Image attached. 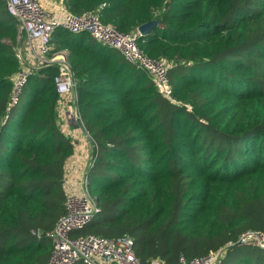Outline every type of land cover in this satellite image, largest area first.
Here are the masks:
<instances>
[{
	"label": "trees",
	"instance_id": "trees-1",
	"mask_svg": "<svg viewBox=\"0 0 264 264\" xmlns=\"http://www.w3.org/2000/svg\"><path fill=\"white\" fill-rule=\"evenodd\" d=\"M63 2L124 34L157 20L136 44L166 59L174 100L88 34L52 32L50 53L67 54L94 146L87 188L97 215L74 236H127L143 263L222 250L214 264H263L251 256L260 247L236 242L264 234V0ZM17 37L0 0V264H47L73 145L55 121V66L34 70L10 107Z\"/></svg>",
	"mask_w": 264,
	"mask_h": 264
},
{
	"label": "built area",
	"instance_id": "built-area-1",
	"mask_svg": "<svg viewBox=\"0 0 264 264\" xmlns=\"http://www.w3.org/2000/svg\"><path fill=\"white\" fill-rule=\"evenodd\" d=\"M4 2L6 13L13 19L18 33L17 50H21V38H24L25 53L23 56L15 53L16 59L20 62V69L13 79L10 107L18 103L28 76L39 67L52 65L57 68L53 81L59 95L58 105L64 95H69L71 107L68 108V112H72L70 117L81 123L76 106L77 80L67 60V54L65 51L50 53L51 34L57 28L73 34L86 33L94 41L118 51L128 63L147 75L161 97L174 102L167 78L166 59L151 60L145 57L136 44V36L139 35L137 30L124 34L111 24H103L95 14L86 12L74 15L66 9L63 0H59L54 6L47 0ZM91 164L92 156H89L84 163V171L74 182L64 174V214L47 234L51 243L47 264H163L158 259L148 263L138 260L133 251V241L127 236L115 239L95 235L74 236L97 215L96 199L87 188V171ZM236 243L264 249V234L258 231H245L239 235ZM222 253V250L210 252L191 260L181 257L178 264H214L221 258Z\"/></svg>",
	"mask_w": 264,
	"mask_h": 264
},
{
	"label": "crops",
	"instance_id": "crops-1",
	"mask_svg": "<svg viewBox=\"0 0 264 264\" xmlns=\"http://www.w3.org/2000/svg\"><path fill=\"white\" fill-rule=\"evenodd\" d=\"M47 1L53 6L59 2V0H47ZM68 98L69 95L68 96L64 95L62 98V102L59 103V105L57 104L56 106L57 109L55 110L56 123L59 125V129L61 133L70 141L73 140L72 137H74L76 133L74 136H70L69 134H66V132H69L71 134L72 132L76 131L75 127H78L77 132L80 135L79 138L82 139V137L84 138L83 135L86 133V132L85 133L82 132L83 130L82 124L80 122H76L75 120H73L65 109L67 108L65 103L68 101ZM74 148L75 147L73 145V153L65 163V174L68 175L69 180L72 182L76 181L84 171V163L86 162V159L88 157L87 153L85 154V151H74Z\"/></svg>",
	"mask_w": 264,
	"mask_h": 264
},
{
	"label": "rangeland",
	"instance_id": "rangeland-1",
	"mask_svg": "<svg viewBox=\"0 0 264 264\" xmlns=\"http://www.w3.org/2000/svg\"><path fill=\"white\" fill-rule=\"evenodd\" d=\"M21 42H22L21 50L20 51L17 50V46H15L14 50H15V53H17V55L19 54V55L23 56V55H25V53H23L24 52V49H23L24 48V38L23 39L21 38ZM70 100L71 99L68 98V101L65 103V105L67 107L65 109H66L67 112L69 111L68 108L71 107L70 106ZM55 110H57V109H55ZM69 116L72 117V112L69 113ZM57 126L59 127L58 124H57ZM75 128H76V131L75 132H72L71 134L69 132H66V134H69L70 136H74L75 133H76V135L74 137H72L73 140L70 141L72 143V145H74V147H75L74 148V151H85V154L87 153L88 157L89 156H92V161H93V156H94L93 147L94 146L92 144V141L90 140V138L86 134H84V135L82 134L84 136V138L82 137V139H80L79 138L80 135L77 132L78 131V127H75ZM82 132L85 133L84 128H83ZM259 253H262L263 254L262 263L264 264V250H261L260 248H254L253 252L251 253V256L252 257H256Z\"/></svg>",
	"mask_w": 264,
	"mask_h": 264
},
{
	"label": "water",
	"instance_id": "water-1",
	"mask_svg": "<svg viewBox=\"0 0 264 264\" xmlns=\"http://www.w3.org/2000/svg\"><path fill=\"white\" fill-rule=\"evenodd\" d=\"M158 21L157 20H152L147 23L142 24L141 26L138 27L137 31L140 36H143L147 33H149L153 27L157 26ZM34 234H37V231L33 232Z\"/></svg>",
	"mask_w": 264,
	"mask_h": 264
}]
</instances>
